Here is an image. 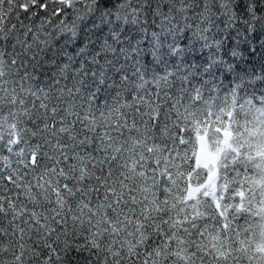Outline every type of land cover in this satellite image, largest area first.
Here are the masks:
<instances>
[{"label": "snow or ice", "instance_id": "1", "mask_svg": "<svg viewBox=\"0 0 264 264\" xmlns=\"http://www.w3.org/2000/svg\"><path fill=\"white\" fill-rule=\"evenodd\" d=\"M257 151L264 0H0V264H264Z\"/></svg>", "mask_w": 264, "mask_h": 264}, {"label": "trees", "instance_id": "2", "mask_svg": "<svg viewBox=\"0 0 264 264\" xmlns=\"http://www.w3.org/2000/svg\"><path fill=\"white\" fill-rule=\"evenodd\" d=\"M199 146H202L203 150L206 151L208 155L214 156L216 160L213 167L214 172H212V174L210 175L209 170H207L205 166L196 165V159H195V164L191 168V172L189 173V175L192 176L194 183L188 185V194L195 195L196 193L201 192V190L203 189L204 191L199 197L198 202L201 204L207 203L208 206L211 207V202H207L204 200V196H211L212 200H214L217 206H219L221 201L220 198L216 196L217 190L219 189L220 194L222 196L231 187V185L227 183L225 177V173L223 169V156H222V153L224 155L228 154L227 149L230 147V145H226L222 141L220 145L216 146L215 150H210L209 139H206L204 135H199L198 147H196L195 140L189 145V147L192 149V153H194L195 158ZM253 156L264 157V152H260V151L254 152ZM256 168L264 169V162H262L261 160H257ZM205 170H207L206 173ZM200 178H203L202 182ZM253 179L255 181L256 188L251 189L250 191H257L260 195L261 200H264V189H260V185L264 184V179H262L261 176H254ZM244 196L245 199H247L248 193H245ZM258 207H260V209L264 211V205H260ZM262 240H264V223H261L259 228L253 226L252 231L249 233L248 244L251 245L250 251L254 253L256 251V246L258 242Z\"/></svg>", "mask_w": 264, "mask_h": 264}, {"label": "rangeland", "instance_id": "3", "mask_svg": "<svg viewBox=\"0 0 264 264\" xmlns=\"http://www.w3.org/2000/svg\"><path fill=\"white\" fill-rule=\"evenodd\" d=\"M202 148V146H200ZM203 149V148H202ZM215 158L213 155H208L206 151L203 152V165L205 166L207 170H209V174L211 175L212 172H214V164H215Z\"/></svg>", "mask_w": 264, "mask_h": 264}, {"label": "water", "instance_id": "4", "mask_svg": "<svg viewBox=\"0 0 264 264\" xmlns=\"http://www.w3.org/2000/svg\"><path fill=\"white\" fill-rule=\"evenodd\" d=\"M203 154L201 153V151H199L198 153H197V157H196V163H197V165H202L203 163Z\"/></svg>", "mask_w": 264, "mask_h": 264}]
</instances>
